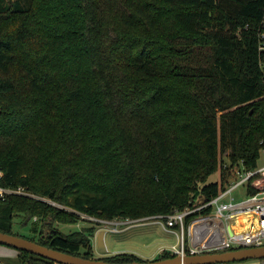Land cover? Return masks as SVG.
Segmentation results:
<instances>
[{"label":"trees","instance_id":"obj_1","mask_svg":"<svg viewBox=\"0 0 264 264\" xmlns=\"http://www.w3.org/2000/svg\"><path fill=\"white\" fill-rule=\"evenodd\" d=\"M263 32L264 0H0V185L34 194L0 196V230L22 235L18 215L47 246L143 260L54 223L183 210L221 192L226 158L255 168Z\"/></svg>","mask_w":264,"mask_h":264},{"label":"built area","instance_id":"obj_2","mask_svg":"<svg viewBox=\"0 0 264 264\" xmlns=\"http://www.w3.org/2000/svg\"><path fill=\"white\" fill-rule=\"evenodd\" d=\"M261 47L264 49V42ZM224 168L227 169L225 187L209 200L167 214L140 218L117 217L108 221L128 223L149 218L164 219L167 226L181 230L180 244L175 243L169 249L180 255L261 246L264 244V163L247 169L227 159ZM240 186L245 190L241 197L236 198L233 192ZM250 187L255 190L251 192ZM7 192L34 195L23 186L12 188L0 185V196ZM207 208L209 210L204 212ZM195 211L199 213L187 222L188 215ZM245 213L247 217L243 218Z\"/></svg>","mask_w":264,"mask_h":264},{"label":"rangeland","instance_id":"obj_3","mask_svg":"<svg viewBox=\"0 0 264 264\" xmlns=\"http://www.w3.org/2000/svg\"><path fill=\"white\" fill-rule=\"evenodd\" d=\"M224 155L226 156V154ZM263 163L264 150H262L261 157L258 160L259 165ZM208 180H220V171L218 170L212 173ZM244 190V187L240 186L233 192V195H235L236 198H239L243 194ZM228 198L229 197H226L225 199ZM84 216L89 218V220L81 219L76 223L56 221L54 226L65 233L80 230L84 226H96L95 234L92 238L93 249L96 256L111 255L123 252H115L116 250L125 249L130 251L124 250V252L135 251L139 257L151 260L155 259V256H157L164 249L169 250L171 245L175 243L180 244L182 238L180 229H167L165 227V220L161 218H149L146 220H137L128 223H114L108 221L109 219H101L100 217H92L86 214H84ZM21 219L22 218L18 215L14 218V231L22 235L36 237L35 232L31 229L32 222L23 225L21 223ZM101 230H105L102 241L98 237V233ZM6 248L17 250L18 252L15 256L9 255ZM159 249H161L160 252L156 254ZM19 253L20 252L16 247L0 242V264H19L17 258ZM212 264H264V257Z\"/></svg>","mask_w":264,"mask_h":264},{"label":"water","instance_id":"obj_4","mask_svg":"<svg viewBox=\"0 0 264 264\" xmlns=\"http://www.w3.org/2000/svg\"><path fill=\"white\" fill-rule=\"evenodd\" d=\"M104 233L105 230H101L98 233V237L101 241L104 238ZM0 242L14 246L16 248L32 251L63 264H212L264 257L263 244L261 246L223 249L194 254H175L174 256L156 258L151 260L135 259L130 261L118 262L106 260L100 257H84L81 255L62 251L60 249L42 244L36 240H32L28 237L5 232L2 230H0Z\"/></svg>","mask_w":264,"mask_h":264},{"label":"crops","instance_id":"obj_5","mask_svg":"<svg viewBox=\"0 0 264 264\" xmlns=\"http://www.w3.org/2000/svg\"><path fill=\"white\" fill-rule=\"evenodd\" d=\"M246 217H247V216H245V218H246ZM243 218H244V216H243ZM165 227H166L167 229H174V230L177 229V227H176V228H175V227H169V226H166V225H165ZM6 250L8 251L9 255H14V256H15V255L17 254V252H18L17 250H13V249H9V248H6ZM124 250H125V249H123V250H116L115 252H118V251H123V252H124ZM160 250H161V249H159L158 252H157L156 254H158V253L160 252ZM125 251H130V250H125ZM113 252H114V251H113ZM131 252L136 253L135 251H131ZM136 254H137V253H136ZM155 257H156V256H155ZM58 263H59V262H57L56 264H58ZM62 264H63V263H62Z\"/></svg>","mask_w":264,"mask_h":264},{"label":"bare ground","instance_id":"obj_6","mask_svg":"<svg viewBox=\"0 0 264 264\" xmlns=\"http://www.w3.org/2000/svg\"><path fill=\"white\" fill-rule=\"evenodd\" d=\"M243 216L245 217V216H247V214L245 213V214H243Z\"/></svg>","mask_w":264,"mask_h":264}]
</instances>
